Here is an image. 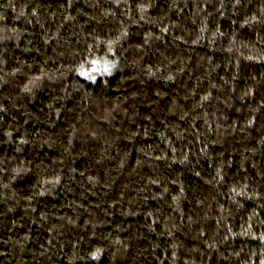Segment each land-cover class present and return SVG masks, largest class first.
<instances>
[{
    "label": "trees",
    "instance_id": "trees-1",
    "mask_svg": "<svg viewBox=\"0 0 264 264\" xmlns=\"http://www.w3.org/2000/svg\"><path fill=\"white\" fill-rule=\"evenodd\" d=\"M0 264H264V0H0Z\"/></svg>",
    "mask_w": 264,
    "mask_h": 264
},
{
    "label": "rangeland",
    "instance_id": "rangeland-1",
    "mask_svg": "<svg viewBox=\"0 0 264 264\" xmlns=\"http://www.w3.org/2000/svg\"><path fill=\"white\" fill-rule=\"evenodd\" d=\"M100 62H96L95 66H94V71L96 70H101V67L99 66ZM94 71H90V73L94 74L96 76V73Z\"/></svg>",
    "mask_w": 264,
    "mask_h": 264
}]
</instances>
